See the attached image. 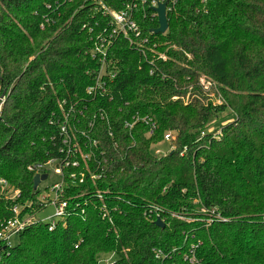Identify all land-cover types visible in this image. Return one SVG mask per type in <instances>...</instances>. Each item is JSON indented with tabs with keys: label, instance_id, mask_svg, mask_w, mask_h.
I'll list each match as a JSON object with an SVG mask.
<instances>
[{
	"label": "trees",
	"instance_id": "1",
	"mask_svg": "<svg viewBox=\"0 0 264 264\" xmlns=\"http://www.w3.org/2000/svg\"><path fill=\"white\" fill-rule=\"evenodd\" d=\"M152 13L137 9L148 58L116 39L91 95L97 2L0 0V232L14 207L46 206L29 167L57 161L67 202L52 230L34 218L0 238V264H264V0H178L164 33ZM63 123L80 153L61 151Z\"/></svg>",
	"mask_w": 264,
	"mask_h": 264
},
{
	"label": "built area",
	"instance_id": "2",
	"mask_svg": "<svg viewBox=\"0 0 264 264\" xmlns=\"http://www.w3.org/2000/svg\"><path fill=\"white\" fill-rule=\"evenodd\" d=\"M97 4L102 8V11L104 14L109 15L110 21L107 26L104 27L102 31H100L96 39L94 41V44L90 50V56L92 59L96 60L99 64L98 70L95 73L94 82L87 87V92L91 95H97V94H105L108 90V84L107 79H112L115 76V73L110 69L109 64L111 60L109 59V51L110 48L114 45L115 40L118 38L125 39L128 41V43L131 45V47H135L136 49H140L141 53L144 55V57L148 58V54L144 47L148 45L149 38L144 35L143 33V27L139 24L138 18H137V9L140 5L147 4L152 9L153 13L151 14L153 17L158 18V14L155 11L156 7H158L159 4L165 3L166 5V15L171 12L174 7L176 6V3L178 0H127V3L122 6L120 9H116L108 4L105 3L104 0H95ZM146 16L147 14L144 13ZM159 22V21H158ZM45 26H42L44 28ZM159 27V26H158ZM168 56L165 53H158L152 55V58L148 59L152 65H154V70L156 69L157 65L160 62L167 61ZM150 74H153V70L150 71ZM162 76H164L162 74ZM0 114H1V106H0ZM145 120V119H144ZM131 126V125H130ZM61 133H62V152H66L68 155L72 156L75 153H80V149L78 147V143L76 142L75 136L69 132L68 126L63 123L60 127ZM172 139V136L170 133H166L164 137V141L168 142ZM93 144H96L94 141ZM67 155V156H68ZM90 153L83 154L82 158L83 160H86L89 158ZM55 162V161H51ZM58 164V162H57ZM66 166H79L78 160H69L65 161ZM30 170H35L36 174H44L46 173V170L43 168V166L38 165L36 168L29 167ZM58 169L60 173H62V168L58 164ZM82 181V180H81ZM2 183V191H6L5 195H8L7 190H9V186H7V182L5 180H1ZM63 181L56 183L53 185L52 190L55 192V199H44L45 205L47 203L52 202L55 206V214L53 217L61 218L65 214V210L67 208V202L65 200H62V192H63ZM13 197L15 195H18V191H12ZM14 216L9 219L3 230L0 232V238L4 240L10 239L11 236L19 235L21 233L25 226L30 223L31 221L35 220L34 216L30 215H23L20 216L21 213V207L16 206L13 209ZM53 217H50L49 223V230H52L55 226L56 221L51 220ZM57 218V219H58ZM43 221V220H41ZM106 255H110L109 258H106ZM99 258L100 264H115L116 259L113 258L116 257L115 252H111L109 254H106ZM162 255L160 250H155V256L156 258H159Z\"/></svg>",
	"mask_w": 264,
	"mask_h": 264
},
{
	"label": "rangeland",
	"instance_id": "3",
	"mask_svg": "<svg viewBox=\"0 0 264 264\" xmlns=\"http://www.w3.org/2000/svg\"><path fill=\"white\" fill-rule=\"evenodd\" d=\"M218 93L221 94L222 97H224L223 96L224 94L221 90L218 91ZM207 99H212L213 101L216 102L217 97H215L214 92H212V93H209ZM169 148H170V144L168 141V142H163L159 145L154 146L152 151L158 155H161V154H164L165 152H167L169 150ZM43 168L46 170V174L48 175V177L39 183L37 188L40 191V194L37 197V199L39 198L41 200H44V199L49 198V199L53 200V199H55L56 195H55L54 190H52V187L54 184L61 182V180H62L61 173L58 169L57 161L52 162V163L51 162L46 163ZM13 190L14 189L9 186V190H7V191L11 192ZM54 214H55V206L52 202H49V203H47V205L43 209L35 212L34 218L36 220H43V221L49 222L50 217H53ZM57 218L58 217L54 216L51 220L57 221L58 220ZM18 242H19L18 235L11 236L9 239V243L11 245H16ZM105 257L109 258L110 255H106ZM113 259L115 260L116 257H114Z\"/></svg>",
	"mask_w": 264,
	"mask_h": 264
},
{
	"label": "water",
	"instance_id": "4",
	"mask_svg": "<svg viewBox=\"0 0 264 264\" xmlns=\"http://www.w3.org/2000/svg\"><path fill=\"white\" fill-rule=\"evenodd\" d=\"M155 11L158 14L159 27L154 30V33H164L168 29V25H169L168 24L167 15H166V5H165V3L159 4L158 7H156ZM47 177H48V175L46 173H44V174H40V173L35 174L34 178H33V185H34L33 187H34V189L36 190L38 185H39V183L41 181L45 180ZM156 225L161 227V228L165 227V223L160 218H158L156 220Z\"/></svg>",
	"mask_w": 264,
	"mask_h": 264
}]
</instances>
